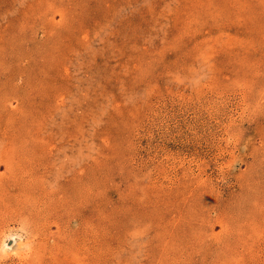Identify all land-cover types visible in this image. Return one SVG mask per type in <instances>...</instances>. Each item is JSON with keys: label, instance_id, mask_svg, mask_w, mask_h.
Instances as JSON below:
<instances>
[{"label": "rangeland", "instance_id": "rangeland-1", "mask_svg": "<svg viewBox=\"0 0 264 264\" xmlns=\"http://www.w3.org/2000/svg\"><path fill=\"white\" fill-rule=\"evenodd\" d=\"M0 264H264V0H0Z\"/></svg>", "mask_w": 264, "mask_h": 264}, {"label": "bare ground", "instance_id": "bare-ground-1", "mask_svg": "<svg viewBox=\"0 0 264 264\" xmlns=\"http://www.w3.org/2000/svg\"><path fill=\"white\" fill-rule=\"evenodd\" d=\"M10 240H13V239H10ZM5 246H7V243H5Z\"/></svg>", "mask_w": 264, "mask_h": 264}]
</instances>
